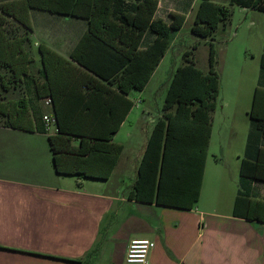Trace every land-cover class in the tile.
Wrapping results in <instances>:
<instances>
[{
    "label": "crops",
    "instance_id": "obj_1",
    "mask_svg": "<svg viewBox=\"0 0 264 264\" xmlns=\"http://www.w3.org/2000/svg\"><path fill=\"white\" fill-rule=\"evenodd\" d=\"M9 1L13 0H0V4ZM161 7L159 0L156 16L167 23H171V12L183 14L176 8ZM163 9L169 11L170 19L161 16ZM33 12L48 13L59 20L48 26L47 44L37 42L36 46L45 44L70 60L87 32L88 21L33 9L32 27ZM64 19L66 22H62ZM226 27L218 32L224 33ZM154 39L153 34H146L141 48ZM263 52L264 41L258 57L253 54L251 59H241L245 78L247 82L254 78L253 83L238 82L231 98L223 97L212 113L203 184L192 209L133 197L139 167L165 104L155 117L144 121L151 107H141L142 97L166 55L146 87L132 90L127 96L133 107L113 137L114 143L123 146V152L108 180L59 175L49 134L0 126V264H128L127 250L134 239L156 243L147 264H264V216L259 219L261 214H257L256 220H250L234 214L242 161H255L264 150V138L249 115L259 85ZM140 74L145 75V71ZM135 93L140 94L138 99ZM222 93L220 86V96ZM40 107L42 115L54 112L46 99ZM32 120L40 124L39 113L32 112ZM188 152L184 150L183 164L167 173L168 202L189 205L193 199L199 170L196 172L193 161L187 159ZM173 174L177 179L172 182ZM252 198L264 203V180L253 181Z\"/></svg>",
    "mask_w": 264,
    "mask_h": 264
},
{
    "label": "trees",
    "instance_id": "obj_2",
    "mask_svg": "<svg viewBox=\"0 0 264 264\" xmlns=\"http://www.w3.org/2000/svg\"><path fill=\"white\" fill-rule=\"evenodd\" d=\"M234 6L264 13V0H231L229 6L200 0L192 34L213 37L230 23ZM158 7L159 0H13L0 4V126L47 134L40 102L50 99L58 130L49 135L57 173L110 179L123 152L113 137L133 107L127 96L146 87L173 35L186 22L185 15L171 12V23H167L156 16ZM33 9L88 21L87 32L70 60L45 44H39L37 60L31 39ZM148 33L155 39L141 48ZM192 55L193 51L184 54L185 63L171 78L163 115L139 167L133 191L138 201L192 209L199 200L220 76L212 46L208 72L197 67ZM32 112L39 113L40 124L33 122ZM249 115L264 138V52ZM185 149L190 153L187 159L199 170V184L195 172V192L189 205L168 202L165 193L167 173L183 164ZM263 156L264 150H260L255 161H242L236 216L250 220H256L257 214H261L259 219L264 216V203L252 198L253 181L264 180ZM174 178L170 175L172 182Z\"/></svg>",
    "mask_w": 264,
    "mask_h": 264
},
{
    "label": "rangeland",
    "instance_id": "obj_3",
    "mask_svg": "<svg viewBox=\"0 0 264 264\" xmlns=\"http://www.w3.org/2000/svg\"><path fill=\"white\" fill-rule=\"evenodd\" d=\"M161 8H176L180 13L187 15L184 26L177 31L171 40V45L167 52L166 58L162 62L153 80L142 97L141 107L150 106L149 115L144 121L155 117L158 114V109H161L165 102L167 91L170 85L171 78L178 67L185 63L184 54L187 51H193L192 57L196 65L204 72L210 69V49L211 46L215 50V70L220 76V86L223 93L218 101L221 103L223 97L226 100L231 98L233 87L240 81L247 82L243 70L241 69V59H251L253 54L258 53L263 48L264 41V13L243 10L240 7H232L233 15L230 23L223 33H216L213 37L202 39L192 34L191 28L194 24L197 10L200 5V0H161ZM229 6V5H225ZM167 10L163 9L160 12L161 16L170 19ZM57 16H51L44 12H33L32 22L34 32L31 35L33 50L38 58L37 42H44L50 32L48 26L51 22L59 21ZM65 19L62 21L64 22ZM66 22V21H65ZM197 46L193 50L194 46ZM38 60V59H37ZM258 58L255 59L257 64ZM254 81V78L252 79ZM252 80L247 83L252 84ZM138 99L139 93L134 94ZM143 112V111H142ZM249 120V119H248ZM136 122V120L134 121ZM219 126V118L217 119ZM137 123V122H136Z\"/></svg>",
    "mask_w": 264,
    "mask_h": 264
},
{
    "label": "built area",
    "instance_id": "obj_4",
    "mask_svg": "<svg viewBox=\"0 0 264 264\" xmlns=\"http://www.w3.org/2000/svg\"><path fill=\"white\" fill-rule=\"evenodd\" d=\"M48 102L52 104L49 99ZM46 132L49 135H55L57 130V122L54 113L46 114L43 117ZM54 133V134H51ZM156 247V243L149 239H134L130 242L126 255L128 264H147L148 258L152 250Z\"/></svg>",
    "mask_w": 264,
    "mask_h": 264
}]
</instances>
